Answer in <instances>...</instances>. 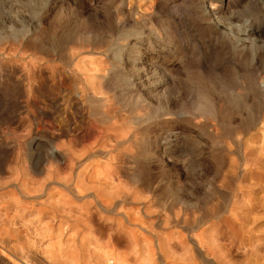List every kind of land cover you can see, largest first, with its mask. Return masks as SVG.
<instances>
[{
    "label": "rangeland",
    "instance_id": "1",
    "mask_svg": "<svg viewBox=\"0 0 264 264\" xmlns=\"http://www.w3.org/2000/svg\"><path fill=\"white\" fill-rule=\"evenodd\" d=\"M13 1L0 246L22 264H264V0H242L260 33L235 37L198 23L200 0Z\"/></svg>",
    "mask_w": 264,
    "mask_h": 264
},
{
    "label": "bare ground",
    "instance_id": "2",
    "mask_svg": "<svg viewBox=\"0 0 264 264\" xmlns=\"http://www.w3.org/2000/svg\"><path fill=\"white\" fill-rule=\"evenodd\" d=\"M32 1H34V0H32ZM50 1L51 0H45L46 3H49ZM243 1L242 0H200L199 5H198L199 13L197 14L198 23L202 27L207 28V30L211 34H213V36L214 35L215 36L226 35L227 37L228 36L235 37L238 35L239 36L240 35L247 36V34H249V33L250 34L251 33H253V34L260 33L259 29H252L250 27L249 23H251V22H249V20H247V19L241 20L239 18V14L246 13V11L244 12V10H245L244 5H242V3H241ZM260 1L261 0H259V2L257 1V3H261ZM251 2H252V0H251ZM14 3H17V1L14 0L13 3H11V6L14 5ZM248 3H250V2H248ZM252 4H253V2H252ZM82 5H84V4H82ZM247 5H249V4H247ZM240 10L243 12H241ZM1 15L4 16L5 18L0 17V19L9 20V21H13V20L16 21V19H17L16 14H12L11 12H9L7 10H3ZM120 18H118V20L116 22V24H117L116 27L119 29V31L123 32L126 29V26H128L130 21L128 19H122V18L120 19ZM33 23H34L35 30H38L40 28V22H33ZM34 28H32V29L34 30ZM9 29L14 31L13 26H11ZM34 31L28 30V31H26L25 34H31L32 32L33 33L37 32V31H35V32ZM139 33H137L136 35H138ZM263 33H264V31H263ZM136 42L140 44V47H141V45H143L142 40L136 41ZM237 46L243 47L244 45H237ZM76 50H78V49H76ZM259 86L264 91V79L259 82ZM31 145H32V142L29 143V146H31ZM50 154H52V155L57 154V156H58V155L62 154V152L60 151V149L57 146L54 145V146H50ZM0 256L3 257L9 264H22V262H23L21 256H19V254H17L16 252L10 251L8 249H4L2 246H0ZM107 263L113 264V261L108 260Z\"/></svg>",
    "mask_w": 264,
    "mask_h": 264
}]
</instances>
